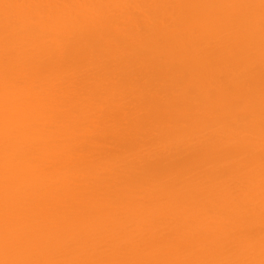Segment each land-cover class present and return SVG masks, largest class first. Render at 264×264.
Here are the masks:
<instances>
[{
    "label": "bare ground",
    "instance_id": "1",
    "mask_svg": "<svg viewBox=\"0 0 264 264\" xmlns=\"http://www.w3.org/2000/svg\"><path fill=\"white\" fill-rule=\"evenodd\" d=\"M0 264H264V0H0Z\"/></svg>",
    "mask_w": 264,
    "mask_h": 264
}]
</instances>
